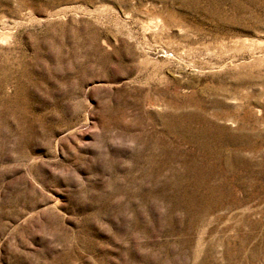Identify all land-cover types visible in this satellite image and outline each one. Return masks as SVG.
<instances>
[{
    "label": "rangeland",
    "instance_id": "374dc122",
    "mask_svg": "<svg viewBox=\"0 0 264 264\" xmlns=\"http://www.w3.org/2000/svg\"><path fill=\"white\" fill-rule=\"evenodd\" d=\"M0 264H264V0H0Z\"/></svg>",
    "mask_w": 264,
    "mask_h": 264
}]
</instances>
